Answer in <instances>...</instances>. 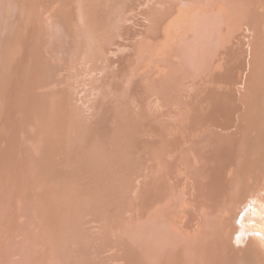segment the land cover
<instances>
[{"label":"bare ground","instance_id":"obj_1","mask_svg":"<svg viewBox=\"0 0 264 264\" xmlns=\"http://www.w3.org/2000/svg\"><path fill=\"white\" fill-rule=\"evenodd\" d=\"M81 1L0 0V264H264V0ZM128 10L140 27L122 21ZM119 33L131 48L111 47ZM157 52L172 79L116 93L111 123L93 115L107 86L124 88ZM85 78L95 90L76 87ZM165 86L170 171L158 179L153 149L144 166H116L119 123L160 110ZM86 166L101 171L86 201L115 215L88 242L63 215Z\"/></svg>","mask_w":264,"mask_h":264},{"label":"rangeland","instance_id":"obj_2","mask_svg":"<svg viewBox=\"0 0 264 264\" xmlns=\"http://www.w3.org/2000/svg\"><path fill=\"white\" fill-rule=\"evenodd\" d=\"M73 1L74 2H79L81 4L85 2V1H81V0L80 1L79 0H73ZM167 1H168V3L170 2L169 0H167ZM167 1L166 2L158 1V3H160L161 6L162 5L164 6L165 3H167ZM139 4H142V3L139 2ZM132 11L133 10L126 11V14L128 15V13H131ZM135 13H137V14L135 15ZM131 14H132V16L130 15L131 17L130 16L128 17L127 15H125V17L122 18V21H124L126 23L128 22L127 24H131V22H133L132 24H134L135 26H139L140 27L141 26L140 22H138L139 23L138 24L136 22V20L140 21V20H144L145 18H140V16L143 17L142 15H140V12H134L133 11V13H131ZM127 17H128V19H127ZM137 17L140 18V19H138ZM122 37L124 38L125 36H123L122 33H119L118 34L119 40L117 39L118 42L115 41L113 43V45H111V47L114 48V47L117 46L116 48H118V49H123V47H125L124 49L131 48V44L127 43V41L130 38H128V37L126 38L125 37L124 39H122ZM120 46H121V48H120ZM135 54L136 53H132V55H135ZM163 55H164L163 53L157 52V54H154V55L151 54V56L149 58L148 57H144L142 59L143 56H141L140 59H142V61H140L138 63V65H137V63H133L132 64L133 70L129 74L128 79H125L124 84H123L125 86L124 88H119L118 87L119 89H117L113 85L107 86V90H106L107 92L106 93L103 92L100 102H96L94 106L89 107L90 109H92L93 115H97L98 114V116L100 117V121L105 120V121H108L109 123H111V122H113V116L111 114V112H112L111 110L115 109L114 108L115 105H113V104L117 103L116 102V98H114V97H116L115 96L116 93L125 92L127 96H124V99H128L129 97L131 98V97H134L136 95L134 90H132V88H131V84L134 83V82L140 81L143 84H146V83H151L152 81L154 82L155 79L158 80V81H162V78L164 76H166V75H168L170 77V79H172V70L170 71L166 66L162 65V63H161L160 59L164 57ZM165 55H169V54H165ZM116 63H117V60H114V61L111 62L110 66H114ZM78 68L79 67H77V65H76L75 68H74L76 70H73V71H77ZM112 71H113L112 69L109 70V72H112ZM94 72H95V69L90 70L89 73H86V70L84 68L83 72L79 71V73H77L78 74L77 76L82 78L84 75L87 76L89 74V78H93L94 75L92 73H94ZM95 73L97 74V72H95ZM91 75H92V77H91ZM132 75H133V77H132ZM88 79H86V78L85 79H80V82H79V80L76 81V82H79V83H76V87L80 86L81 85L80 83H84L85 82V85H87V87L91 88V90H93V89L95 90V87L90 85L89 82H87ZM115 79H118V78H115ZM119 79L121 81H123V79H121V78H119ZM73 83H75V82H73ZM120 87H122V85ZM82 90H83V88L82 89L80 88L79 91H82ZM157 97H158V100H159V103H160L159 104L160 110H158L157 112L156 111H152L153 113L152 112L149 113L147 111L142 112L138 116V123L136 125H134V121H132L131 117L129 118L130 115L128 117H125L124 120H121V123H119V125H118V127H120L122 129V135H121L120 140L122 141L124 139L125 144H124V149L121 152L117 153L114 158H115V161H116L115 162L116 166H120V165H118V160H125L126 164L130 166L131 163L136 164L137 163V159L138 160L140 159V163H139L140 166L141 165L144 166V165H146L147 163H149L152 160V158H148V154H149V149L150 150L153 149V150L157 151V153H158V160H159V163H160L159 164L158 179H160L163 176H165L168 173V171H170L169 166L172 163V155L169 153L167 155L165 154V157H164L163 152L160 151L161 145L166 143V142H168L169 139H172V131L170 133H167V132L165 133L161 129L162 124L165 122V120H167V121L170 120L171 122H169V123L172 125V120H171V117H172V92H170L169 86L168 87L165 86V87L162 88L161 91H158ZM103 101H105V102H103ZM82 103L84 105L86 104L85 101H83ZM102 107L106 109L107 114L105 112H103L104 110L101 111V114L97 113L101 109H103ZM126 109L123 108L122 111H125V113H127L128 111ZM120 119L121 118H119L118 122H120ZM116 122H117V120H116ZM165 123H168V122H165ZM116 124H114L115 126L109 132H113L116 129V126H117ZM154 128H155V130H154ZM144 136L147 137V138H144ZM150 137H155L156 138L155 142H153L150 139ZM143 152H144L143 156L139 157V155L141 153H143ZM78 155L80 156L81 154L79 153ZM104 159H106V157ZM106 161H110V160L107 158ZM75 164H77V161L73 162L71 165L73 166ZM97 167L93 166L92 167L93 169H92V168H89V166L88 167L86 166L85 168H83V169L81 168L80 169V172H79V175H81V176H79L80 179H79V177H77L78 179L76 178L73 181L75 185L72 186V188L70 190L73 191L74 194L73 193L71 194L70 199L67 201V203L65 205V206H67V207H65V209H67V210H64V212H63V215L65 214L67 218H70V219L72 218L74 222L76 221L78 223V221H79L80 225L78 224V226H79L80 230H81V227H82L83 230H81V231L85 232V235H84L83 238H84V240L86 242L90 241L92 238L97 237V235L99 236V234H102V230L103 229L104 230L110 229L111 232L114 231V226H112L113 225L112 222L114 220L115 215H114V217H113V215H112V217L110 216L108 219L107 218L105 219L104 217H102V215H103L102 211L103 210L100 209V208H97V207H94V208L90 207V205H91L90 202L86 201V199H88V196H87V194L84 191H82V187L85 188V187L89 186V188H90V186H92V184H93V181H96V179H98L97 174L99 172H101V171H99V166H97ZM82 170H83V172H82ZM81 172H82V174H80ZM121 172H123V171H119V170L113 171V173H116V174H121ZM85 180L87 181L86 183L84 182ZM88 182H90V183H88ZM94 183H97V182H94ZM86 184H87V186H83V185H86ZM98 185H101V184L98 183ZM98 185L97 186L94 185L93 186L94 189H96V188L99 189L101 187V186L99 187ZM75 186H76V190H75ZM93 187H91V188H93ZM77 190L79 192L82 191V192H80L81 194L78 193ZM81 201H83V202H81ZM85 201L88 202V203H86ZM72 202H73V205H71ZM74 203H77V204H74ZM81 204L84 205V208H82L83 205H81ZM100 205H102L103 208L104 207L105 208L108 207V205L105 204L104 202H101ZM86 207H87V209H86ZM88 208H90V209L88 210ZM69 209H71V210H69ZM81 209H83V210H81ZM79 210H80V212H79ZM69 211H70L71 215L70 214L68 215ZM85 211H86L87 214L85 213ZM81 212L84 213V214L82 215ZM79 213H81V214H79ZM78 215H79V217H78ZM90 215H91V217H90ZM94 216H97V217L95 218ZM89 217H90V220H89ZM98 217H100V218H98ZM86 218H88V219H86ZM110 218L112 220H110ZM75 219H78V220H75ZM81 219H83L82 220L83 222H81ZM98 219H99V221H98ZM100 221L102 223L106 224V225H101L100 226V224H101V223H99ZM109 223H111V224H109ZM87 225H89V226L87 227ZM103 226H104V228H103ZM90 228H91V230H90ZM93 229L96 230V231H94ZM100 230H101V232H100ZM86 232H89V233H87L88 235L86 234ZM92 232H94V233H92ZM98 232H100V233H98ZM241 246H242L241 248H243V245H241ZM92 253L96 254V251H92Z\"/></svg>","mask_w":264,"mask_h":264}]
</instances>
